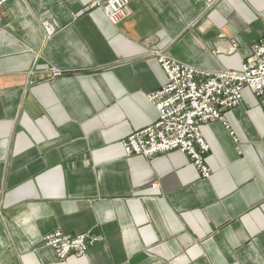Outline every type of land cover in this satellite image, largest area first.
<instances>
[{
  "label": "crops",
  "instance_id": "0c3cea01",
  "mask_svg": "<svg viewBox=\"0 0 264 264\" xmlns=\"http://www.w3.org/2000/svg\"><path fill=\"white\" fill-rule=\"evenodd\" d=\"M93 1L0 6V264H264V102L251 89L228 126L201 125L209 178L179 150L122 143L158 119L154 51L240 69L264 0H132L118 24ZM56 229L95 242L61 259L43 242Z\"/></svg>",
  "mask_w": 264,
  "mask_h": 264
},
{
  "label": "built area",
  "instance_id": "2783aa9c",
  "mask_svg": "<svg viewBox=\"0 0 264 264\" xmlns=\"http://www.w3.org/2000/svg\"><path fill=\"white\" fill-rule=\"evenodd\" d=\"M6 1L0 0V6ZM131 1L95 0L91 6L103 9L110 21L118 24L129 15ZM154 52L167 75V82L148 94L159 116L151 125L124 138V149L128 155L147 157L179 150L188 156L201 177L209 178L211 169L206 162L209 145L201 133V125L216 120L227 124L225 112L241 103L245 87L264 102V36L253 45L251 55L240 69L211 72ZM43 242L64 259L70 254L87 253L95 237L88 233L69 235L56 229L46 234Z\"/></svg>",
  "mask_w": 264,
  "mask_h": 264
}]
</instances>
